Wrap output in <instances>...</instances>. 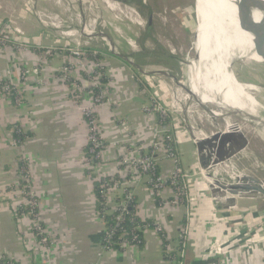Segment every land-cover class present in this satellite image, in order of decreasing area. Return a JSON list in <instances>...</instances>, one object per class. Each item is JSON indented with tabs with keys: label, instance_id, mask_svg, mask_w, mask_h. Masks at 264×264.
Instances as JSON below:
<instances>
[{
	"label": "crops",
	"instance_id": "crops-1",
	"mask_svg": "<svg viewBox=\"0 0 264 264\" xmlns=\"http://www.w3.org/2000/svg\"><path fill=\"white\" fill-rule=\"evenodd\" d=\"M54 5L49 0V12H56ZM26 6L21 0H0V20L7 23L11 19L24 32L13 38L10 48L0 49V80L17 85V96H0V264L4 259L15 264H178L179 240L187 225L190 233L184 264H264V260L255 259L259 246L255 245L256 238L253 242L248 238L264 233V218L255 211L264 201L241 198L236 210L220 211L212 199H205L198 192V181H191L192 204L178 207L166 203L172 196L170 188L162 197H152L145 179L135 185L137 217L160 223L168 241L164 242L160 232L151 228L144 232L141 246L103 252L106 224L98 214L97 181L100 176L125 175L121 160L128 149L122 143L127 135L117 119L131 123L134 143L146 149L151 146L152 129L159 124L157 115L143 112L151 88L137 81L144 67L129 62L138 57L136 52L121 42L114 43L120 56L104 50L98 46V40L103 39L100 34L89 37L82 25L75 24L83 50L88 54L96 51L102 57L109 97V103L99 109L108 147L100 171L89 173L85 163L88 125L81 110V105L90 103L89 77L77 71L71 81L59 80L62 67L73 59L66 50L70 40L58 35L40 17L23 13L28 12ZM88 61L93 68L94 59L89 57ZM23 69H37L39 74L21 80ZM73 83L81 90L76 91ZM74 93H82L80 102L75 101ZM169 126L174 133L172 124ZM14 128L25 135L19 145H14ZM176 138L182 166L189 171L194 159L191 143L183 135ZM22 156L30 159L42 223L51 237L48 249L40 244L31 219L23 212L19 193ZM156 158L160 173L168 177L175 168L174 162L165 158L162 151ZM248 247H252V253H244Z\"/></svg>",
	"mask_w": 264,
	"mask_h": 264
},
{
	"label": "rangeland",
	"instance_id": "rangeland-1",
	"mask_svg": "<svg viewBox=\"0 0 264 264\" xmlns=\"http://www.w3.org/2000/svg\"><path fill=\"white\" fill-rule=\"evenodd\" d=\"M31 1L30 3L29 0H21L23 5H27L26 9L28 10V12H24V10L22 12L29 16L32 14L30 17H40L45 21L49 15H52L58 21L62 19L66 26L65 29L68 31L80 33L79 28L75 27V24L79 23L89 37L104 32L113 39L114 43L121 42L122 45L128 47L129 51L137 53L138 57L130 58V61L142 65L147 72L160 73V76L157 77L160 79V88L165 91L164 99L167 100V107L172 108L173 103L175 105L169 124H172L173 132L177 137L183 135L191 143L194 159L189 172L192 174L191 181L201 183L198 192L202 197L212 199L211 187L203 174L199 153L193 141L192 134L195 136V133L205 135L201 140L206 138L205 142L208 148L201 154V160L209 165L210 169L207 172L208 175H212L211 178L214 181L211 183H214V186H219L222 189L230 186L246 185L249 187L247 183L255 182V186L264 190V187L259 186L256 181L264 184V56L259 57L250 46L240 41L226 40L215 35L207 25L204 14L198 8L197 0H112L114 8H110L111 11L107 9L108 7L105 8L99 4V0H52L55 3L53 10L56 12H49V0ZM150 18L153 20V26L149 30L148 20ZM217 18L219 20L217 22L212 19L210 21L225 30L229 29V32L246 34L239 26L236 14L224 13L223 16L219 17L218 15ZM7 21L15 23L11 19ZM140 22L143 23L142 26H139ZM4 25L7 27L6 22ZM119 28L122 30L120 31ZM130 40L135 43V47L129 46ZM98 43L100 48L110 50L108 41L100 38ZM232 43H237L238 47L234 46L228 50L229 44ZM196 52L201 55L198 58L201 67L217 73L224 79H233L236 82L238 81L232 74L230 64L233 59L238 58L234 60L233 64L236 67L235 72L239 81L244 84H252L259 90L254 95L258 103L262 102L263 105L258 108L256 115L258 118L251 119L238 113L228 115V119H232L233 122L242 126L243 132L250 141L248 148L241 156L231 152L225 142L221 141V136L225 137V132L223 133L225 122L221 116L213 118L208 115V111L214 107L199 106L197 102L188 98L184 88L176 86L170 76L163 74L173 75L181 85L188 88L189 62L195 60ZM244 57L255 61L247 62ZM98 60L102 64V57H98ZM171 93H174V99H172ZM217 108L221 114L220 107L217 106ZM236 108L239 110L237 106ZM185 119L187 123H185ZM187 124L192 126V134L188 130ZM195 138L198 139L196 136ZM214 142L217 146L212 144ZM214 159H217L221 165L214 167L211 163V160ZM259 200L264 201V197ZM262 205L261 207L257 205L255 211L262 214V218H264L263 202ZM248 238L252 242L256 238L255 245L259 244L257 249L260 250H256L254 253L255 259L257 261L264 260V249H262L264 233L257 236L254 234ZM251 249L252 247L244 249V253H252Z\"/></svg>",
	"mask_w": 264,
	"mask_h": 264
},
{
	"label": "built area",
	"instance_id": "built-area-1",
	"mask_svg": "<svg viewBox=\"0 0 264 264\" xmlns=\"http://www.w3.org/2000/svg\"><path fill=\"white\" fill-rule=\"evenodd\" d=\"M29 1L30 3L32 2L31 0ZM105 7L114 8V5ZM4 22V20H0V49L10 48L14 43V37L24 35L23 30L15 23L7 21L6 27ZM45 23L55 28V32L58 35L70 40V44L68 43L66 45V50L73 59L64 64L59 80L61 82L71 81L74 79L73 73L77 71H83L89 77L90 87L87 93L90 103L88 105H81V110L88 125V150L85 163L89 173L96 174L101 169L103 153L108 147L99 118V109L103 105H106V103H109L107 88L101 81L106 77L102 64L98 60V52L93 51L91 53V57L95 59V63H93V68L89 69L88 60L90 55L83 50L81 34L78 31H68L65 29V24L61 20L58 21L52 15H49L45 19ZM142 24V22L139 23V25ZM7 28H9V31H7ZM103 40L106 39L103 38ZM128 44L131 47H135V43L132 40ZM31 74L37 76L39 73L37 69H23L21 72V80L29 79ZM159 80L157 76H147L144 74L141 78L137 79L141 86L151 88L148 102L143 106V112L148 115L155 114L159 119V124L152 129L153 141L149 149H146L143 145H139L136 142L134 143L133 130L130 122L126 119H117L127 135V138L122 143L128 149L121 160L125 175L111 177L100 176L97 181L99 182L98 201L101 208L98 214L106 224V230L102 239L103 252L126 251L132 247H139L143 243L144 232L151 228L160 232L164 242L168 241L160 223L138 220L137 215L131 213L132 208L135 207V210L137 208L134 187L143 182L144 179L150 189L152 197H162L166 188H170L172 196L166 202L170 206H190L192 204V174L182 166L180 153L177 148L179 142L175 134L171 132L169 126V120L175 105L173 103L172 108L167 107V102L163 100L165 91L160 88ZM73 87L76 91L81 90L75 83H73ZM159 88L160 95L158 93ZM16 91V83L0 80V96L6 98L14 97L17 96ZM81 94L74 93L73 98L76 102H80ZM171 97L174 99V93H171ZM13 133L20 135L22 131L19 128H14ZM14 143V145L20 144L15 137ZM160 151L163 152L165 158L173 161L175 164L173 172L168 177H164L159 171L156 154ZM19 161L21 184L19 193L24 203L22 208L24 210L26 209L24 215L31 219L33 232L40 244L48 249L51 244V237L47 234L42 223L40 201L33 186L34 175L30 166V159L22 156ZM109 216L111 217L110 221L107 220ZM128 216L131 221V228L129 230L124 228V222ZM189 233L190 228L187 225L183 229L179 240L178 264H184ZM5 260V264H15L11 260Z\"/></svg>",
	"mask_w": 264,
	"mask_h": 264
},
{
	"label": "bare ground",
	"instance_id": "bare-ground-1",
	"mask_svg": "<svg viewBox=\"0 0 264 264\" xmlns=\"http://www.w3.org/2000/svg\"><path fill=\"white\" fill-rule=\"evenodd\" d=\"M260 1H264V0H260ZM211 2L214 6H216L217 10L220 12V15H219V17H220L221 15L223 16L224 13L237 15V5L239 4L240 0H197V6L202 11V13L204 14L205 21H206L207 25L210 27V29L212 30V32L215 35L222 37L223 39H226V40L240 41L241 43L250 46L255 51L254 36L253 35H251L249 33H246V34L235 33L232 31L227 32V30L216 26L215 24H213L210 21L211 20L210 19V14H211L210 4H211ZM98 3L103 5V7H104V6L112 5L113 1H111V0H99ZM262 18H263L262 13L257 12L254 14V20L256 21V23H259ZM215 28H217V29H215ZM209 30H208V33H209V35H211ZM221 33H223V34H221ZM199 55L200 54L198 52H196V58L197 59L195 58V60H191L190 62L188 61L190 63V65L188 67V73H187V78H188L187 87L192 92V97H193L192 98L189 95H187L188 98L190 100L191 99L194 100L195 102L198 103L199 106H202L204 108L208 107V106H213L214 109H212V108H211L212 110L208 109L209 110L208 115L213 117V118L221 116L217 106H219V107L220 106H222V107L227 106V108H231V109H235V110H237V108H236V106H237L238 109L242 112H249L252 115L256 114L257 111H255V110L257 109V107L263 106L262 102L260 104V103H258V101L254 100L250 96V92L256 91V89L250 85L240 84L239 82H236L233 79H224V78L220 77L217 73L210 71V70H207V69H204L203 67L200 66V63L198 62ZM195 136L198 139H200L201 144L203 145L204 149L206 150L208 148L207 144L205 142L206 138H205V140H201L203 138L202 136H205V135H203L201 133H195ZM221 137H222L221 141L225 142V145H227V147L230 148V145L228 143L226 136L225 137L221 136ZM217 140L220 141L219 139H217ZM218 141H217V143L219 144ZM212 144H215V142ZM220 144H223V143H220ZM229 150L231 152H233L231 148ZM211 154H212V152H211ZM229 157H231V156H229ZM230 160H231V158H230ZM211 163L214 167L221 165V163L217 159H214L213 161L211 160ZM213 166H211V167H213ZM214 167H213V169H214ZM238 177H239V175H238ZM254 183L249 182V183H247V185H249V187L262 190L261 188H258L257 186H255Z\"/></svg>",
	"mask_w": 264,
	"mask_h": 264
},
{
	"label": "water",
	"instance_id": "water-1",
	"mask_svg": "<svg viewBox=\"0 0 264 264\" xmlns=\"http://www.w3.org/2000/svg\"><path fill=\"white\" fill-rule=\"evenodd\" d=\"M211 6V14H210V19L215 20L216 22L219 21L218 20V15H220V12L217 10L216 6H214L211 2L210 4ZM260 12L263 14V18L261 19V21L259 23H256V21L254 20V14ZM237 17H238V22H239V26L241 27V29L246 32L249 33L251 35L254 36V47H255V51L256 54L259 57L264 56V1H260V0H240L239 4L237 5ZM152 18H150L148 20V26L149 29H151L152 27ZM220 27V26H218ZM217 29V28H215ZM214 29V30H215ZM229 31V29H227V32ZM215 32V31H214ZM223 34V33H221ZM102 38L106 39L109 43V47L111 52L116 53L117 55L120 56V54L117 52L116 50V46L114 44V42L112 41V39L110 38V36L106 33H100V35ZM237 43H232L229 44V48L228 50H231L234 46H237ZM124 60H127V58H125L124 56H121ZM240 58V57H239ZM245 58V57H244ZM238 59V58H235ZM232 60L231 65V71L232 74L234 76V78L240 83V84H244L242 82L239 81L236 72H235V68L234 67V60ZM246 59V58H245ZM129 60V59H128ZM247 62H251V61H255L252 59H246ZM129 62L134 65L130 60ZM137 69H140L139 67H136ZM144 75L147 76H160V73L156 72H147V71H141ZM166 74L167 76H170L176 86H180L182 88H184L187 91V94L192 97V92L190 91L189 88H186L184 85H181L179 83V81L176 79V77H174L173 75H170L168 73H163ZM244 85H250L253 86L256 91H251L250 92V96L256 100V98L254 97L255 92L258 93L259 90L252 84H248L245 83ZM258 101V100H256ZM258 108L255 110L258 112ZM220 110H221V117H223L224 122H225V130L223 131V133L225 132V136L228 140V143L230 145V148L232 149V151L237 155V156H241L243 155V153L245 152V150L248 148L250 141L247 137V135L243 132V128L240 124L233 122L232 119H228V115L230 114H234V113H238V114H243L246 115V117L248 118H255L257 117V112L256 114L252 115L249 112H242L240 110H235V109H231V108H227L226 107H222L220 106ZM185 123H187V120L185 119ZM188 130L191 132V127L189 124H187ZM193 137V141L197 147L198 153H199V161H200V165L202 167V171L204 176L206 177V179L209 181L210 187H211V195H212V200H213V204L214 206L220 210V211H228V210H236L238 208L237 206V200L241 199V198H252V199H258L261 197H264V191L263 190H259L257 188H251V187H247L245 186H239V187H233L230 186L225 187V188H219V186H213L211 184L212 181H214V179L211 178L210 174L208 175L207 170H209V165H207L206 163H204L201 160V154L204 152V147L201 144L200 141H198L195 136L192 134ZM256 180V179H255ZM257 183L264 187V184H260V182L258 180H256Z\"/></svg>",
	"mask_w": 264,
	"mask_h": 264
},
{
	"label": "trees",
	"instance_id": "trees-1",
	"mask_svg": "<svg viewBox=\"0 0 264 264\" xmlns=\"http://www.w3.org/2000/svg\"><path fill=\"white\" fill-rule=\"evenodd\" d=\"M89 52V51H88ZM87 52V53H88ZM91 53V52H90ZM90 55V59L91 60H93V58L91 57V54H89ZM102 83L103 84H106L107 83V79H105V78H103L102 80ZM14 134V133H13ZM14 137L20 142V143H22L23 141H24V139H25V135H23V134H20V135H15L14 134ZM98 187H99V182H97V186H96V190H95V194H96V196H97V198H98ZM101 208H100V206H99V201H98V210H100ZM23 212H26V209L23 211ZM131 213L132 214H136V210H135V207L134 208H132V210H131ZM130 218H129V216L126 218V221L124 222V228L125 229H127V230H129L130 228H131V221L129 220ZM107 220H111V217L109 216V217H107ZM138 220H139V218H138ZM136 222H137V220H136ZM6 263V260L4 261H2V263L1 264H5Z\"/></svg>",
	"mask_w": 264,
	"mask_h": 264
}]
</instances>
